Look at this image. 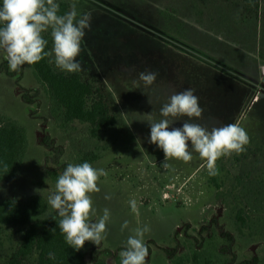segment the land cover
Listing matches in <instances>:
<instances>
[{
    "label": "rangeland",
    "instance_id": "374dc122",
    "mask_svg": "<svg viewBox=\"0 0 264 264\" xmlns=\"http://www.w3.org/2000/svg\"><path fill=\"white\" fill-rule=\"evenodd\" d=\"M56 2L68 5V12L75 3L78 18L91 15V28L85 30L77 57L83 69L79 73L100 87L116 122L97 138L90 137L87 124L77 121L61 128L60 120L49 113L45 87L30 65L20 67L13 77L0 71V114L21 125L27 139L20 171L0 182V199L23 201L39 195L35 189H44L47 201L48 193L55 191L43 171L40 142L47 135L63 146L64 161L76 164L84 152H95L100 158L90 164L107 172L97 181L100 192L90 195L97 213L94 221L105 207L111 212L108 233L98 248L85 242L81 250L89 260L103 248H125L128 236L148 225L146 264H168L153 244L171 246L175 231L180 241L176 257L190 264L195 245L183 237V225L188 224V233L197 237L200 226L215 218L234 241L228 248L216 233L204 234L203 259L210 264H245L255 257V264H264V2L257 15L246 12L241 0ZM5 60L6 53L0 50V64ZM146 71L158 73L149 88L138 78ZM29 88L39 91L37 104L31 106L19 97ZM189 88L203 108L202 117L191 122L209 129L235 123L250 137L244 152L216 161L217 175H209L206 161L195 152L187 163L170 158L165 169L163 151L149 143L145 114L152 112L159 119L169 97ZM133 199L136 213L129 205ZM125 220L128 227L121 231ZM19 240L16 228L0 227V264L16 251ZM35 262L33 254L22 264Z\"/></svg>",
    "mask_w": 264,
    "mask_h": 264
},
{
    "label": "clouds",
    "instance_id": "9594fccd",
    "mask_svg": "<svg viewBox=\"0 0 264 264\" xmlns=\"http://www.w3.org/2000/svg\"><path fill=\"white\" fill-rule=\"evenodd\" d=\"M59 13L56 0H2L0 4V50L6 53L11 71L25 64L34 65L45 57H54L55 67L67 73L81 72L82 65L77 60L86 29L91 28V15L85 13L78 18L76 5L63 15ZM51 29L52 49L46 51L48 41L42 33ZM264 71V68H261ZM158 73L146 71L139 73V80L149 88L157 79ZM144 93V92H143ZM145 94V93H144ZM149 98V97H148ZM148 103L151 104L150 99ZM203 108L194 90L185 89L172 94L159 110L160 118L153 113L145 114L150 126L149 143L156 145L164 153L161 167H170V158L189 162L193 152L206 161L209 175H217L216 161L233 153L240 154L250 143L247 131L238 124L231 123L209 129L199 123L191 122L202 117ZM187 117V119H182ZM182 120L181 127H172ZM102 168H94L90 163H69L58 177L55 191L47 195L48 205L56 210L58 227L69 247L81 250L85 242L99 245L107 237V222L111 212L105 207L103 215L93 220L96 209L93 207L91 193L100 192L97 181L106 176ZM41 197L44 189H35ZM105 199H111L106 195ZM131 211L137 212V202L129 201ZM128 227L125 220L121 231ZM55 229L51 231L54 232ZM150 231L148 225L135 229L129 235L124 250L119 253L120 264H146L149 255L144 237ZM49 258L54 259L53 254Z\"/></svg>",
    "mask_w": 264,
    "mask_h": 264
},
{
    "label": "trees",
    "instance_id": "16d2710c",
    "mask_svg": "<svg viewBox=\"0 0 264 264\" xmlns=\"http://www.w3.org/2000/svg\"><path fill=\"white\" fill-rule=\"evenodd\" d=\"M226 1V0H224ZM246 7V12L253 11L256 15L261 10L264 0H241ZM68 12V5L60 4L59 13ZM2 26V24H0ZM51 29L42 33L48 41L45 50L50 51L52 47ZM51 57H45L38 63L30 65L38 83L45 87L49 100V113L56 120H60L59 126H64L70 122H80L89 126L91 138H97L101 130L113 126L116 117L110 113L100 87L85 80L80 73H67L55 67ZM7 60L0 64V71L6 76L13 77L19 74L20 68L16 71L8 70ZM38 88L23 89L20 93V100L31 106L37 104L36 97ZM32 115V112H30ZM43 149V171L53 184H56L58 177L63 173L69 164L63 160L64 148L56 144L49 136L43 135L41 139ZM27 149V139L24 128L10 117L0 114V182L13 179L20 171L23 158ZM100 158L95 152H84L80 155L76 164L83 162L93 163ZM59 217L56 210H49L47 201L39 196L32 195L23 201L11 199H0V227L16 228L20 234V240L16 251H14L5 264H22L23 260L30 255H35V264H107L108 258L113 264H120L119 253L124 250L118 247L114 250L103 248L96 256L89 260L87 253L83 250L76 251L66 243L64 235L58 227ZM55 229L54 232L51 230ZM189 225L184 224L182 235L194 244V252L189 260L190 264H210L200 248L204 240V234L216 233L230 248L234 241L232 235L223 228L217 226L216 219L211 218L202 224L198 230L197 237L188 233ZM178 233L175 231L172 236V245L169 247H159L167 258L168 264H182L183 259L179 256L180 241ZM100 247L93 244V248ZM149 253H150V249ZM54 255V259L49 258V254ZM202 259V260H201ZM203 261V262H202ZM254 257L245 264H255Z\"/></svg>",
    "mask_w": 264,
    "mask_h": 264
},
{
    "label": "water",
    "instance_id": "95a60500",
    "mask_svg": "<svg viewBox=\"0 0 264 264\" xmlns=\"http://www.w3.org/2000/svg\"><path fill=\"white\" fill-rule=\"evenodd\" d=\"M6 60H7V58H6Z\"/></svg>",
    "mask_w": 264,
    "mask_h": 264
}]
</instances>
